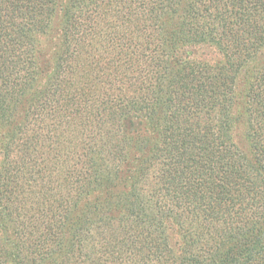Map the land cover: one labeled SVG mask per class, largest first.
<instances>
[{"label": "trees", "instance_id": "1", "mask_svg": "<svg viewBox=\"0 0 264 264\" xmlns=\"http://www.w3.org/2000/svg\"><path fill=\"white\" fill-rule=\"evenodd\" d=\"M0 264H264V0H0Z\"/></svg>", "mask_w": 264, "mask_h": 264}, {"label": "rangeland", "instance_id": "2", "mask_svg": "<svg viewBox=\"0 0 264 264\" xmlns=\"http://www.w3.org/2000/svg\"><path fill=\"white\" fill-rule=\"evenodd\" d=\"M192 50V48L191 49H189V51H191ZM213 50V49H212ZM211 51V50H210ZM195 54H197L198 55V53H195ZM210 58H215V59H217V57H219V55H217L214 51H213V54H210Z\"/></svg>", "mask_w": 264, "mask_h": 264}]
</instances>
